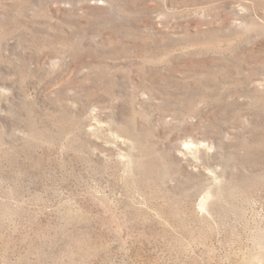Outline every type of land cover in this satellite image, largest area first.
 <instances>
[{
	"label": "rangeland",
	"instance_id": "obj_1",
	"mask_svg": "<svg viewBox=\"0 0 264 264\" xmlns=\"http://www.w3.org/2000/svg\"><path fill=\"white\" fill-rule=\"evenodd\" d=\"M0 264H264V0H0Z\"/></svg>",
	"mask_w": 264,
	"mask_h": 264
}]
</instances>
